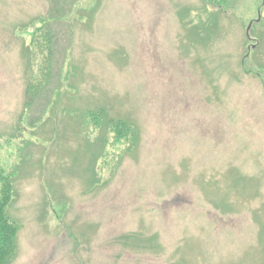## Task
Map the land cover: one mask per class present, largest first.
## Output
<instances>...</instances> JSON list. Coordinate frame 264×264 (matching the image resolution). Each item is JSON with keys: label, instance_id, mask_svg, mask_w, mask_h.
Returning <instances> with one entry per match:
<instances>
[{"label": "rangeland", "instance_id": "rangeland-1", "mask_svg": "<svg viewBox=\"0 0 264 264\" xmlns=\"http://www.w3.org/2000/svg\"><path fill=\"white\" fill-rule=\"evenodd\" d=\"M0 165L11 264H264V0H0Z\"/></svg>", "mask_w": 264, "mask_h": 264}, {"label": "trees", "instance_id": "trees-1", "mask_svg": "<svg viewBox=\"0 0 264 264\" xmlns=\"http://www.w3.org/2000/svg\"><path fill=\"white\" fill-rule=\"evenodd\" d=\"M46 44L50 51V40ZM48 69V68H47ZM31 94V96H30ZM26 106L29 107L31 100L36 96L35 88L28 91ZM107 116L104 110L96 112L87 111L84 114V123L92 121L93 127H100ZM109 128L112 132L120 134V129H125L127 137L133 140L136 136L135 128L131 124L119 120H109ZM15 197L14 175L8 173L0 165V264H11L17 253V236L19 232L18 225L9 215V209Z\"/></svg>", "mask_w": 264, "mask_h": 264}]
</instances>
